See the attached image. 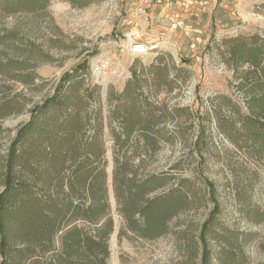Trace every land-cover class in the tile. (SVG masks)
Instances as JSON below:
<instances>
[{"label":"rangeland","instance_id":"obj_1","mask_svg":"<svg viewBox=\"0 0 264 264\" xmlns=\"http://www.w3.org/2000/svg\"><path fill=\"white\" fill-rule=\"evenodd\" d=\"M74 1L79 6L68 0H49L45 6L27 2V10L8 15L17 6L0 0V192L19 128L54 96L66 73L87 62L88 72L64 88L63 108L38 119L37 131L26 139L20 151H25L23 167L17 169L20 179L55 191L63 163L67 176L87 146L101 148L111 216L117 223L116 243L111 238L106 264H201V229L214 208L207 180L214 185L221 210L215 236H208L213 264H233L222 260L232 248L241 264H264V221L258 222L264 211V157L253 155L262 150L250 143L235 144L223 133L231 121L243 129L238 116L247 111L246 94L236 88L240 74L237 77L228 62L225 43L264 34V0H215L210 16L201 22L164 30L152 41L134 38L149 47L144 53L122 52L118 46L134 27L137 0ZM248 67H240V72ZM231 101L241 109L236 111ZM136 115L143 122L123 149L117 139L123 133L121 117ZM201 118L204 151L196 146ZM144 137L150 140L144 145L149 149L137 148ZM125 150L130 173L115 181ZM154 179L167 182L146 199L171 194L182 210L167 223L166 235L148 241L129 230L116 189L140 188ZM73 225L89 227L82 220ZM63 232L55 239V249L61 247ZM52 255L47 252L40 259Z\"/></svg>","mask_w":264,"mask_h":264},{"label":"trees","instance_id":"obj_2","mask_svg":"<svg viewBox=\"0 0 264 264\" xmlns=\"http://www.w3.org/2000/svg\"><path fill=\"white\" fill-rule=\"evenodd\" d=\"M48 1L10 0L17 9L14 8L12 9L14 11H8L7 14L27 10V2L34 4L41 2L45 6ZM68 1L73 6H79L74 0ZM225 44L228 62L234 66V74L237 77L240 74L236 88L246 94L247 111L238 116L243 129L237 127L236 121H231L232 127L229 131L223 129V133L235 144L255 145L256 149L262 151H256L253 155L262 158L264 157V34L239 36L228 40ZM165 64L166 67L170 66L169 62ZM246 65L249 66L248 69L241 73L240 67ZM88 70V63L85 62L66 73L61 78L54 96L32 111L30 121L19 128L11 143L4 171V188L0 192V255L3 264H106L107 262L115 221L111 216L108 174L102 161L103 150L101 148L92 150L87 146L89 149L84 156L74 158L69 169L70 174L67 176L63 163L61 169L57 170L55 191L46 190V186L39 185L38 182L22 181L17 171L18 168L22 169L21 159L25 157V151L20 153L21 148L25 145L26 139L37 131L38 119L49 114L53 109L63 108L64 100L61 96L64 88L74 79L86 74ZM133 75L138 78L136 72ZM125 93L118 96V101H121ZM232 106L236 111L241 109L233 103ZM201 119H203L200 122L202 131L196 146L197 150L204 151L207 146L206 127L204 118ZM121 121L123 133L118 135L117 139L123 145V149H128L137 124L143 121L137 115L122 116ZM149 143L150 140L144 137L143 145L137 148L149 149L147 146L144 147ZM54 146L52 144V149ZM127 153V150L123 152L126 159L121 164L122 169L115 171V181L119 176L127 177L130 173V159ZM28 162L30 163V160ZM125 179H121V182ZM166 182L160 183L154 179L144 183L140 188L128 187L124 191L118 187L116 189L117 198L123 202L122 212L128 221L129 230L144 240L154 241L166 235L167 223L182 210L180 202L172 199L171 194L146 199V196L164 186ZM206 184L214 208L201 229V264H213L214 253L209 246L208 236L214 235L216 219L221 210L213 183L206 180ZM80 220L87 222L89 227L81 228L73 225ZM263 221L264 211L258 222ZM66 228L68 229L63 232ZM61 232L64 233L61 237V247L55 249V239ZM223 234L227 237V234ZM19 242H22L23 248L20 247ZM45 247H48L47 251L41 249ZM47 252H53V255L47 260L40 259L41 254ZM219 260L221 262V259ZM222 260L233 264L242 262L236 248L224 253Z\"/></svg>","mask_w":264,"mask_h":264},{"label":"crops","instance_id":"obj_3","mask_svg":"<svg viewBox=\"0 0 264 264\" xmlns=\"http://www.w3.org/2000/svg\"><path fill=\"white\" fill-rule=\"evenodd\" d=\"M212 2L215 0H152L145 14L134 17V27L129 35L152 41L164 30L177 31L179 24L186 23V27H189L195 21L201 22L203 16H210Z\"/></svg>","mask_w":264,"mask_h":264},{"label":"built area","instance_id":"obj_4","mask_svg":"<svg viewBox=\"0 0 264 264\" xmlns=\"http://www.w3.org/2000/svg\"><path fill=\"white\" fill-rule=\"evenodd\" d=\"M151 5H152V0H137L136 4L134 6L135 7V13L137 15L145 14L147 9L149 7H151ZM178 28L183 29V25L182 24L178 25ZM137 45L138 44L135 42L134 37L128 36L125 38V42L122 41L118 46L122 52H125L126 50H129L130 47L135 49ZM142 46L144 47L145 50H149L148 46H146V45H142ZM145 50L142 52H134V53H144Z\"/></svg>","mask_w":264,"mask_h":264},{"label":"bare ground","instance_id":"obj_5","mask_svg":"<svg viewBox=\"0 0 264 264\" xmlns=\"http://www.w3.org/2000/svg\"><path fill=\"white\" fill-rule=\"evenodd\" d=\"M144 47L142 45H137L135 49H133L132 47H130V53H134V52H142L144 51Z\"/></svg>","mask_w":264,"mask_h":264},{"label":"water","instance_id":"obj_6","mask_svg":"<svg viewBox=\"0 0 264 264\" xmlns=\"http://www.w3.org/2000/svg\"><path fill=\"white\" fill-rule=\"evenodd\" d=\"M110 179H111V178H110ZM112 197H113V196H112ZM116 224H117V223H115V230H117ZM116 237H117V232L114 233L113 236H112V244H113V245L116 243Z\"/></svg>","mask_w":264,"mask_h":264}]
</instances>
